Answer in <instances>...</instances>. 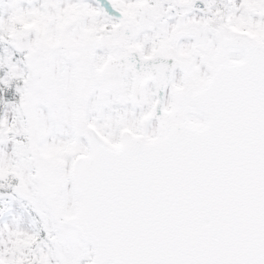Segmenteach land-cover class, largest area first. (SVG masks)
I'll list each match as a JSON object with an SVG mask.
<instances>
[{
    "label": "snow or ice",
    "instance_id": "6c2138e0",
    "mask_svg": "<svg viewBox=\"0 0 264 264\" xmlns=\"http://www.w3.org/2000/svg\"><path fill=\"white\" fill-rule=\"evenodd\" d=\"M0 264H264V0H0Z\"/></svg>",
    "mask_w": 264,
    "mask_h": 264
}]
</instances>
